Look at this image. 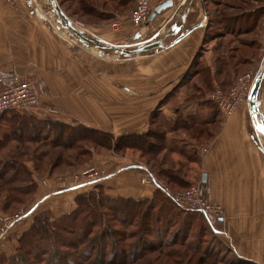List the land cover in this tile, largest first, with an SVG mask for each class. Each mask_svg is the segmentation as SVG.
I'll use <instances>...</instances> for the list:
<instances>
[{
  "label": "rangeland",
  "instance_id": "1",
  "mask_svg": "<svg viewBox=\"0 0 264 264\" xmlns=\"http://www.w3.org/2000/svg\"><path fill=\"white\" fill-rule=\"evenodd\" d=\"M57 1L73 26L88 37L134 48L140 40L132 37L133 32H141L143 37L154 33L152 23L140 28L130 24L128 32L123 28L121 21L128 20L136 0H121L126 2L122 6L120 0H95L98 15L83 12L78 0ZM217 1L206 2L210 12H216ZM222 1L220 7H225L226 13L221 17L237 25L241 32L215 34L213 47L210 48L211 42L206 45L210 46L206 62L211 61L215 67L213 78L209 70L203 69L202 74L195 70L172 88L167 81L177 73L176 68L158 70L155 76L146 71L149 65L162 66L157 64L158 59L149 56L151 51L124 55L114 49L93 47L71 34L51 0H22L23 8L32 18L37 17L39 46L34 48L27 43L21 30L16 36L10 31L12 37L4 38L7 47L0 45V66L36 81L39 103L31 110H14L0 118V228L4 229L0 236V264L82 261L81 250L88 254L92 245L57 243L56 233L74 239L83 222L64 221L68 228L60 230L57 220L80 204V195L95 189L115 197L150 199L154 204L150 214L156 222L153 228L146 226L151 231L145 233L142 215L132 225L103 218V223L110 222L116 232L127 233L120 237L115 249L109 241L104 242L102 250L108 256L101 258L103 263L114 253L121 255L116 262L122 260L120 249L124 247L126 264H144L145 255L161 264H262L241 257L222 240L216 230L224 229V223L214 210L213 221H209L201 212L179 206L157 188L152 177L174 197H180L193 185L205 184L198 163L191 157H196L198 145L192 137L201 127L188 125L182 114L188 105L196 108L200 98L209 100L216 87L230 89L251 70L253 61L263 64L260 54L261 48L264 52V22L259 18L257 27L247 29L245 26L250 23L245 10L251 9L249 5L243 0ZM252 4L251 7H262V0ZM251 13L255 12L247 15ZM224 21L213 24L222 32ZM116 22L121 24L120 29L114 26ZM22 26L27 32L28 23L23 22ZM163 31L158 32L159 37L168 33ZM235 53L238 59L233 62ZM244 57L247 61H242ZM237 63L234 83H222L220 76L226 79ZM41 124L45 126L44 133L35 131L37 127L41 129ZM256 130L264 144V133ZM16 136H23L19 139L24 140H15ZM17 148L22 150L16 152ZM76 184L80 186L69 190ZM197 200L211 208L221 206L222 216L226 217L225 207L207 193ZM45 224L57 232H49ZM69 226L76 231L72 233ZM145 242L160 244L159 249L145 254L150 246ZM41 247L45 248L43 261L35 256ZM53 247L67 254L53 257ZM92 250L96 253V247Z\"/></svg>",
  "mask_w": 264,
  "mask_h": 264
},
{
  "label": "crops",
  "instance_id": "2",
  "mask_svg": "<svg viewBox=\"0 0 264 264\" xmlns=\"http://www.w3.org/2000/svg\"><path fill=\"white\" fill-rule=\"evenodd\" d=\"M206 1L174 0L172 7L158 13L152 21L147 23V25L152 23L153 34L148 37H143L138 31L131 34L135 38L136 34L141 33L142 40H156L161 38L158 32L162 30L168 32L162 37L165 48L148 51L149 56L158 59L157 64L162 66L157 68L149 65L146 71L155 76L158 70L170 71L176 68L177 73L167 81L172 88L183 79L187 80L195 70L197 74H202L203 69L209 70L211 76L212 69L215 70L211 61L206 62L208 50L216 41L213 37L206 36L209 22ZM23 3L25 2L22 0H0L1 46L7 47V41L4 38L12 37L11 32H14L16 36L20 30L22 34L24 33L27 43L34 48L39 46L37 31L40 26L37 17L32 18L28 10L23 8L25 7ZM159 3V0L154 1L153 10ZM180 5L182 7L176 12ZM262 7L263 11L259 12V17L260 21L264 22V0H262ZM23 22L28 23L27 32H23ZM121 22L128 32L131 24L129 17L127 21ZM197 24L200 25L189 31L182 40L171 44L181 32ZM31 27H34V32H31ZM177 27H180L179 31ZM262 28L263 41L264 24ZM209 42L211 47H206ZM262 51L263 48H261V58L264 57ZM233 55V62H236L238 54ZM218 58L220 59L221 56ZM242 61H247V58L244 57ZM238 65L239 63L235 64L233 71L226 79L222 80L223 75H221L220 81L234 83L238 74L236 71ZM261 65L262 63L253 61V65L249 68L259 71ZM169 90L170 88L166 92L168 93ZM208 101L207 98H200L197 107L188 105L182 116L185 121H188V125L197 124L201 127L196 131L197 136L192 137L198 140V145L195 150L196 157H191L198 163L202 177L205 176L204 185L209 198L225 207L226 217L220 219L221 223H224V229L221 227V230L216 231L222 235V240L241 257L264 264V144L257 134L249 101L242 103L231 115L226 114L215 103ZM259 108L264 117V80L259 93ZM191 153L189 152V155ZM77 187L79 185L71 186L69 190Z\"/></svg>",
  "mask_w": 264,
  "mask_h": 264
},
{
  "label": "trees",
  "instance_id": "3",
  "mask_svg": "<svg viewBox=\"0 0 264 264\" xmlns=\"http://www.w3.org/2000/svg\"><path fill=\"white\" fill-rule=\"evenodd\" d=\"M206 1V0H205ZM236 1H240V0H236ZM247 5H249V11H246V18H249V25H246L245 27H251V28H255V26L257 25V22L259 21V12L263 11V7H251L253 6L252 3H256L259 1L255 0L256 2H254V0H243ZM80 9L83 10V12L85 13H94L95 15L100 14V12H98V5H96L95 0H78L77 1ZM208 2V0L206 1ZM222 0H218L217 1V10L216 12L213 13L210 12L209 8L206 5V11L207 14L209 16V22H208V26L206 29V36H214L215 34H217L218 36H224V35H220V33L224 32H229L230 34L232 33H236L239 32V28H237V25H233L231 22H225L223 20V17H221L222 15H224L226 13V8L223 7L221 8L220 6L222 5ZM261 3V2H260ZM121 6L123 4H126V2H123L120 0L119 3ZM262 6V4H261ZM244 11V12H245ZM255 12L252 13L250 15H247L250 12ZM243 13V12H242ZM223 22V29H225L224 31L221 32V30H219V27H217L215 24L220 25ZM215 23V24H213ZM257 27V26H256ZM241 29V28H240ZM232 32V33H231ZM241 32V31H240ZM239 32V33H240ZM14 112V110H12ZM12 111H6L4 112L0 118L3 117V115L5 116V113H9ZM11 115V114H10ZM9 115V116H10ZM7 118V116H6ZM42 125V124H41ZM39 126V125H38ZM41 130L45 131V126L42 125L41 129H39L38 127L35 128V131ZM23 136H16L13 137L18 140H24V139H19L22 138ZM30 137V136H28ZM1 142L5 143L4 140H2ZM30 143V141H29ZM21 151V148H17V151ZM17 162V161H16ZM6 165H13V162L11 164H8L7 162H5ZM5 166V165H4ZM1 177V176H0ZM98 191V192H96ZM148 200L150 199H134L131 197H115V196H111L109 194L104 193V191H99V190H93L91 192H87L83 195H80L77 198V202L80 204L76 205V208L71 211L70 213L63 215L59 218V220H57L58 226H60V230L64 227L68 228V226L64 225V221L67 220H80V222H83V224L79 227L80 230H78L77 235L75 236L74 239H70V238H63L61 237L60 234L56 233L57 236V243H69V241L71 243H69V245L71 246V244L74 245H80L82 243H85L86 245H92V247H90L89 253L86 254L84 252V249L81 250V252H83L82 254H80L79 256H82V261H76V264H126L128 262V259H126V257L124 256V253L126 252L125 248H121L120 252L123 254L122 256V260H120L119 262H116L117 260L115 259H119V257L121 255L119 254H113V255H109V260L106 263H103L101 261V258L103 259V257H107V254H104L105 252L102 250L104 248V242L109 241L114 247L115 249V245H117L118 241L120 240V237H124L126 234L124 233V231L121 233L116 232V229L111 226L110 222H108L107 224L103 223L102 219L103 218H108L107 221H114V220H119L121 221V224H134L136 222V219L138 218V216L142 215V220H143V224H142V229L144 230L145 233H150L151 229L146 227L149 224L151 225V227H154V224H156L155 222V218H152V214H150L151 209L153 207V202L150 200V202H148ZM144 204V205H143ZM146 204V205H145ZM167 204H164V206ZM146 207V208H145ZM162 208L160 207L158 209V211H160ZM162 213V211H161ZM123 218V219H122ZM127 218H130L129 220H127ZM122 219V220H120ZM100 221V226L98 224V222ZM36 223H34L33 226H35ZM74 225V224H73ZM149 225V226H150ZM52 226V225H51ZM71 226V225H70ZM70 228L71 231H73L72 233H74V228ZM45 229L48 230L49 232L54 233V231L57 232V229L54 227H50L49 225L45 224ZM118 231V230H117ZM29 232V231H28ZM55 239V240H56ZM22 242V241H21ZM106 242V243H109ZM105 243V244H106ZM146 245L149 244V242H145ZM65 245V244H64ZM149 249L147 251H145L146 253H151L154 251H157L158 246L160 244H149ZM96 247V253L94 252V250H92L93 248L95 249ZM44 247V246H43ZM41 247L40 248V253L38 252L35 256H38L40 260L43 261V258H41L42 253L44 252L45 248ZM43 251V252H42ZM173 251V250H171ZM20 252V251H19ZM160 252V250H159ZM163 252V251H162ZM174 252V251H173ZM50 253H52V256L54 257L56 255H60V256H64L67 254V252H58V250H55V247H53L50 250ZM144 253V251L142 252ZM141 253V254H142ZM22 254V252H21ZM140 254V253H139ZM140 254V255H141ZM142 254V255H145ZM174 254V253H172ZM139 255V256H140ZM152 255V254H151ZM102 256V257H101ZM23 257V256H22ZM135 256H132L131 261L134 260ZM145 258V263L144 264H161L160 260L154 259L152 258V256H144ZM202 261H206L204 260V258H200ZM207 262V261H206ZM29 264V263H28ZM164 264H166L164 262ZM209 264H214L213 262H210Z\"/></svg>",
  "mask_w": 264,
  "mask_h": 264
},
{
  "label": "built area",
  "instance_id": "4",
  "mask_svg": "<svg viewBox=\"0 0 264 264\" xmlns=\"http://www.w3.org/2000/svg\"><path fill=\"white\" fill-rule=\"evenodd\" d=\"M155 0H136L134 8L129 16L131 24L137 28L149 22L150 15L153 11V3ZM167 0H159V5ZM114 26L120 29L121 24L116 22ZM254 70H250L243 76L239 77L237 82L228 90H223L216 87L214 91L208 96L209 100L217 104L226 114L231 115L236 109L245 102H248L249 93L253 81L257 75ZM39 103V87L36 81L21 77L19 74L9 71L0 66V116L6 111H23L35 108ZM153 177V182L157 188L171 197L179 206L187 209L197 210L201 212L206 219L212 220V211L214 210L219 219H222L223 209L221 206L210 207L204 201L197 200L198 197L206 195L207 191L204 184L193 185L189 189L182 192L179 196H172L170 192ZM96 180H91V183ZM79 185V184H76ZM80 186V185H79ZM22 217L19 216L20 220ZM15 221V219H14ZM13 222L10 223V225ZM4 232L0 228V236Z\"/></svg>",
  "mask_w": 264,
  "mask_h": 264
},
{
  "label": "water",
  "instance_id": "5",
  "mask_svg": "<svg viewBox=\"0 0 264 264\" xmlns=\"http://www.w3.org/2000/svg\"><path fill=\"white\" fill-rule=\"evenodd\" d=\"M51 1L55 5V9L57 10V13L61 16L62 20L65 22L66 28L71 30V34L76 35L81 41L93 47L100 48V49H114L116 52H119L124 55H134V54L146 52L149 50H158L159 48H165L162 37L156 40H148V39L142 40L141 33H138L135 35V39H139L140 41L137 42L136 44L137 46L134 48H127L128 44L119 45V44L110 43L105 39H96L93 37H88L84 35L81 31L76 30V28L73 26L72 20L65 14V12L61 8L57 0H51ZM173 5H174V0H167L163 2L162 4L158 5L155 8V10H153V12L151 13L149 21H152L157 16L158 13H161L162 11L166 10L167 8L172 7ZM181 7L182 5L179 6L176 12H178V10ZM199 25L200 24H197L193 26L192 28H190L189 30L181 32L177 36V38L174 41H172L171 44L177 43L180 40H182L189 31H191L192 29H194L195 27ZM177 30L179 31L180 27H177ZM263 80H264V60H263V64L260 67V70L258 71L253 81V84L251 86V90L249 93V99H248L250 112L255 120L256 129H258V126L264 124V117L262 116L260 112V108H259V93H260V90L263 84ZM204 179H205V176L203 180Z\"/></svg>",
  "mask_w": 264,
  "mask_h": 264
},
{
  "label": "snow or ice",
  "instance_id": "6",
  "mask_svg": "<svg viewBox=\"0 0 264 264\" xmlns=\"http://www.w3.org/2000/svg\"><path fill=\"white\" fill-rule=\"evenodd\" d=\"M258 131L264 133V124L258 126Z\"/></svg>",
  "mask_w": 264,
  "mask_h": 264
},
{
  "label": "bare ground",
  "instance_id": "7",
  "mask_svg": "<svg viewBox=\"0 0 264 264\" xmlns=\"http://www.w3.org/2000/svg\"><path fill=\"white\" fill-rule=\"evenodd\" d=\"M153 12V11H152ZM74 25V24H73ZM77 30V29H76ZM78 31V30H77ZM211 101V100H210ZM216 104V103H215ZM217 105V104H216Z\"/></svg>",
  "mask_w": 264,
  "mask_h": 264
}]
</instances>
